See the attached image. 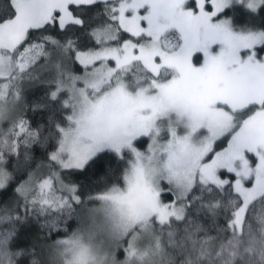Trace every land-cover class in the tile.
<instances>
[{
  "label": "snow or ice",
  "instance_id": "obj_1",
  "mask_svg": "<svg viewBox=\"0 0 264 264\" xmlns=\"http://www.w3.org/2000/svg\"><path fill=\"white\" fill-rule=\"evenodd\" d=\"M0 264H264V0H0Z\"/></svg>",
  "mask_w": 264,
  "mask_h": 264
}]
</instances>
